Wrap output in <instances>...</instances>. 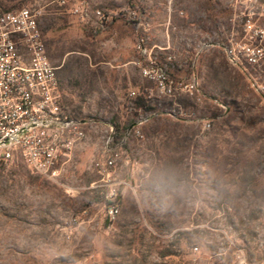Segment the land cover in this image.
<instances>
[{
  "label": "rangeland",
  "instance_id": "obj_1",
  "mask_svg": "<svg viewBox=\"0 0 264 264\" xmlns=\"http://www.w3.org/2000/svg\"><path fill=\"white\" fill-rule=\"evenodd\" d=\"M0 3L38 11L64 104L90 121L56 178L19 152L0 157V264H225L230 251L231 264H264V101L205 44L226 0ZM150 54L176 77L197 74L209 97H159L138 64ZM112 128L125 139L110 180L126 182L113 221L95 165Z\"/></svg>",
  "mask_w": 264,
  "mask_h": 264
},
{
  "label": "built area",
  "instance_id": "obj_2",
  "mask_svg": "<svg viewBox=\"0 0 264 264\" xmlns=\"http://www.w3.org/2000/svg\"><path fill=\"white\" fill-rule=\"evenodd\" d=\"M53 1L62 7L71 2ZM226 1L228 12L216 21L215 38L205 44L220 48L264 101V0ZM71 11L84 19L90 16L88 6L83 4H74ZM97 12L104 24V14ZM138 48L146 55L144 40L138 42ZM138 64L141 75L155 83L159 97L188 96L196 104L209 97L195 73L189 79L176 77L151 54ZM60 68L49 55L38 11L29 6L7 9L0 3V157L8 161L19 152L32 172L49 178L60 175L63 165L86 138L85 127L90 123L72 114L64 104ZM198 120H203L204 129L212 125L204 117ZM124 139L116 141L112 128L107 146L95 163L100 173L109 176L103 179L102 194L111 221L120 213L119 186L126 184L110 180L119 155L116 146Z\"/></svg>",
  "mask_w": 264,
  "mask_h": 264
},
{
  "label": "trees",
  "instance_id": "obj_3",
  "mask_svg": "<svg viewBox=\"0 0 264 264\" xmlns=\"http://www.w3.org/2000/svg\"><path fill=\"white\" fill-rule=\"evenodd\" d=\"M6 7V6H4ZM7 9H14V8H11V7H6ZM138 41H140V39H138ZM178 100L182 103H191L192 102V99L189 98L188 96H180L178 98ZM72 114L78 116V113L77 112H73L71 111ZM79 117V116H78ZM7 161V160H6ZM100 200L99 201H106L105 197H104V194H101L99 196ZM232 260H233V256H232V253L231 251L229 252L228 256L226 257V260H225V264H231L232 263Z\"/></svg>",
  "mask_w": 264,
  "mask_h": 264
}]
</instances>
